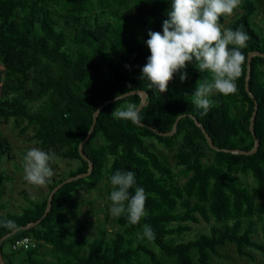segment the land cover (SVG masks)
Segmentation results:
<instances>
[{
	"label": "trees",
	"instance_id": "obj_1",
	"mask_svg": "<svg viewBox=\"0 0 264 264\" xmlns=\"http://www.w3.org/2000/svg\"><path fill=\"white\" fill-rule=\"evenodd\" d=\"M170 4L171 0H0V80L6 74L27 81L29 93L28 101L18 88L10 97H0V120H26L34 127L33 140L53 143L64 158L78 162L65 177L53 175L46 198L19 214H0V221L16 225H0L3 264H164L147 239L136 235L145 224L155 233V240L148 241L174 264H215L212 256L225 258L229 245L241 258L253 260V251L264 258V244L253 238L256 220L264 236V0H241L232 15L220 17V25L229 19L226 28L242 25L250 39L242 49L246 60L237 92L214 94L207 114L194 106L191 95L196 81L209 78V73L198 72L193 63L183 70L187 78L181 82L180 73L174 74L164 93L149 89L140 79L150 55L147 32L162 33ZM247 64V88L253 98L245 89ZM127 91L130 94L116 104L115 97ZM143 93L140 123L111 115L129 102L139 106ZM254 101L257 111L252 119ZM147 139L177 147L178 173ZM256 140L257 149L248 154ZM10 152V143L0 137V164L11 159ZM116 170L136 173L129 191L144 188L147 215L133 226L122 215L115 219L120 231L111 237L98 231L86 242L84 228L71 230L63 215L78 221L74 195L95 188L103 178L110 183ZM233 173L249 176L251 185ZM5 179L0 171V211ZM200 223L208 225L207 232L177 239ZM22 237H31L35 246L4 251ZM44 246L48 260L39 256Z\"/></svg>",
	"mask_w": 264,
	"mask_h": 264
},
{
	"label": "clouds",
	"instance_id": "obj_2",
	"mask_svg": "<svg viewBox=\"0 0 264 264\" xmlns=\"http://www.w3.org/2000/svg\"><path fill=\"white\" fill-rule=\"evenodd\" d=\"M240 3L241 0H171L162 33L147 32L149 38L145 44L150 55L141 68L140 79L147 81L149 89L164 93L174 74L180 73L181 82L187 78L183 70L188 63H193L198 72L209 73V78L196 81L191 95L192 103L202 110V114H207L213 107L215 101L210 97L214 94H235L238 90L236 81L243 75L246 60L242 49L247 47L250 37L242 25L236 29H222L219 19L232 15ZM129 94L127 91L116 96V104ZM111 115L134 125L141 122L140 108L136 103L117 107ZM55 159L54 154L39 148L29 149L23 156V179L29 185L46 186L54 175L50 162ZM135 176V172L127 170H116L110 176V215L114 218L125 216L130 226L139 224L147 215L144 188L135 187L134 194L129 191L136 183ZM0 225L9 229L16 227L11 220L0 221ZM145 238L155 240V233L148 224L143 225L142 233L138 234V239Z\"/></svg>",
	"mask_w": 264,
	"mask_h": 264
},
{
	"label": "rangeland",
	"instance_id": "obj_3",
	"mask_svg": "<svg viewBox=\"0 0 264 264\" xmlns=\"http://www.w3.org/2000/svg\"><path fill=\"white\" fill-rule=\"evenodd\" d=\"M260 17H264V8ZM229 19L226 21V23ZM226 23L221 25L222 29L226 28ZM62 25V24H60ZM65 27L64 25H62ZM68 30V29H67ZM24 100H29L27 81H22L18 77H11L6 74L0 80V97H10L14 94L15 89ZM34 106V103H31ZM2 111V109H0ZM34 127L29 125L26 120L18 118H9L0 120V137H4L11 145V159H3L0 164V171L6 177L3 187L2 203L3 210L0 211L1 215L6 213L19 214L22 209L31 206L33 202H39L47 197L48 188L36 187L29 185L24 179L23 170V156L26 152L35 147L45 152L54 154L56 159L50 162V166L54 171V177H65L70 170H74L78 166V162L66 159L62 156V152L53 143L41 144L32 139ZM148 143L152 145L151 149L155 151L160 158L165 161L174 173H178L179 168L175 166V154L177 147L172 146L166 148L163 145L155 143L153 140L147 139ZM241 183L251 185L249 176H242L238 173H233ZM179 182H183L184 178H178ZM112 188L110 183L103 178L98 185L89 190H82L77 192L74 196L79 204L78 207V221L71 219L67 214L63 215L66 220L67 226L72 230L77 226L84 228L83 234L85 241L88 242L94 238L98 231H105L106 235L111 237L114 232L120 231L121 227L115 222L114 217L110 215L109 209L111 202L108 197ZM264 220V217L262 218ZM261 221L256 220L255 233L253 238L264 244V236L259 228ZM208 225L200 223L198 225H191V231L177 239L185 241L193 239L202 232H207ZM138 235V234H136ZM147 245L152 248L158 255V259L164 264H174L172 260L165 258L161 255L155 247L147 240ZM40 257L49 259L48 248L44 246L40 249ZM43 252V253H42ZM253 260L241 258L236 255L233 245H229L225 253V258L218 259L212 256L211 260L215 264H264V258L258 252L253 251ZM146 264H151L145 260Z\"/></svg>",
	"mask_w": 264,
	"mask_h": 264
},
{
	"label": "water",
	"instance_id": "obj_4",
	"mask_svg": "<svg viewBox=\"0 0 264 264\" xmlns=\"http://www.w3.org/2000/svg\"><path fill=\"white\" fill-rule=\"evenodd\" d=\"M250 58H251V54L248 55V62H249ZM249 73H250V67H249V64H247V73H246V79H245V89H246V92L249 94V96H250L251 98H253L252 95L250 94V92L248 91V88H247V86H248V79H249ZM145 96H146L145 93H143V94H142V100H141V102H140V104H139V106H138L140 109H141V107H142L143 104H144ZM256 111H257V104H256V102L254 101V110H253V113H252V119H254V117H255V115H256ZM179 118H180V117H178L177 120H176L175 123H174L173 131L175 130L174 128H175L176 123H177V121L179 120ZM93 123H94V122H93ZM92 129H93V128L91 127L89 133L92 131ZM173 131H172V132H173ZM172 132L169 133L168 135H171ZM202 133L204 134V136H205V138H206V142H207L208 146H209L210 148L214 149V147H213V145H212V143H211V139L209 138V136L205 133V131H204L203 129H202ZM87 138H88V137H87ZM87 138H86V139H87ZM86 139H85L83 142H85ZM258 144H259V142L256 140V141H255L254 148H253L248 154H251V153L255 152V150L257 149ZM80 156L82 157L83 160H86V158L83 156L82 153H80ZM86 174H88V173H86ZM53 193H54V191H52V192L50 193L49 197H48V200H47V209H46V211L49 209V206H50V203H51V197H52ZM27 227H28V226H27ZM13 233H14V232H13ZM0 264H3L1 258H0Z\"/></svg>",
	"mask_w": 264,
	"mask_h": 264
},
{
	"label": "built area",
	"instance_id": "obj_5",
	"mask_svg": "<svg viewBox=\"0 0 264 264\" xmlns=\"http://www.w3.org/2000/svg\"><path fill=\"white\" fill-rule=\"evenodd\" d=\"M33 246H35V242L31 237H22L15 239L13 242H10L7 245V249L11 252H15L21 249L26 250L29 247H33Z\"/></svg>",
	"mask_w": 264,
	"mask_h": 264
},
{
	"label": "crops",
	"instance_id": "obj_6",
	"mask_svg": "<svg viewBox=\"0 0 264 264\" xmlns=\"http://www.w3.org/2000/svg\"><path fill=\"white\" fill-rule=\"evenodd\" d=\"M4 251H5V252H8V250H7V247H6V248H4Z\"/></svg>",
	"mask_w": 264,
	"mask_h": 264
}]
</instances>
